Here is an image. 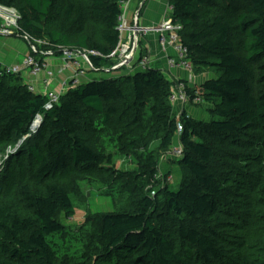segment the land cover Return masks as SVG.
I'll return each instance as SVG.
<instances>
[{"label": "trees", "instance_id": "1", "mask_svg": "<svg viewBox=\"0 0 264 264\" xmlns=\"http://www.w3.org/2000/svg\"><path fill=\"white\" fill-rule=\"evenodd\" d=\"M0 4L18 11L17 34L40 41L42 50L60 55L61 48L77 47L104 56H91L103 76L68 87L48 110L45 96L30 91L21 74L0 76V145L15 149L5 159L21 177L13 195L15 177L0 179V264H54L49 239L64 228L58 214L75 212V185L63 182L75 174L151 184L133 212L101 215L99 251L109 264H264V256L244 248L253 192L264 206V0H169L194 73L215 74L187 87L191 99L198 95L208 105V120L186 111L177 118L172 82L158 68L110 70L120 0ZM147 113L161 149L169 151L176 136L183 147L177 162L186 173L176 189L163 185L161 198L152 188L158 173L152 154L131 177L93 142L110 129L107 142L132 152ZM37 115L41 122L32 131Z\"/></svg>", "mask_w": 264, "mask_h": 264}, {"label": "rangeland", "instance_id": "2", "mask_svg": "<svg viewBox=\"0 0 264 264\" xmlns=\"http://www.w3.org/2000/svg\"><path fill=\"white\" fill-rule=\"evenodd\" d=\"M143 7L144 5L139 10V16L142 15ZM163 13L169 14L167 0ZM8 39L9 41H7ZM23 47H28L23 38L0 35V52L3 51L1 54L4 55L9 51L13 54L19 53L17 60L20 61L25 56L20 53V49ZM38 48L41 49L40 46ZM11 57L6 56L5 60L7 62L5 65L15 64L11 61ZM202 73L204 74L202 78H212L215 75L212 69H205ZM97 76H103V73H98ZM178 108L180 106H175V110ZM192 109L198 110L196 118L201 120L210 118V114L206 109L195 106ZM142 120L144 130L141 135H136L139 140L132 152H122L113 143L107 142L109 136L113 133L110 129L104 131L103 134H98L96 138H93V142L100 146L103 152H109L116 167L127 172V175L131 177L141 172L145 157L152 154L158 161L157 174L159 176L157 183L153 184L152 188L158 194L163 185L176 189L186 170L177 160L171 159L168 149H161L160 134L151 131L154 126L148 113L143 114ZM127 138L131 137L128 136ZM14 150L11 149V146L6 145L4 147V145H0V179L4 176L9 179L15 177V179L10 180L11 190L9 192L11 193L9 195H13L18 177L21 179L19 168L8 167V160L5 159L7 153ZM168 173L172 175V179L166 182L162 179V176ZM63 182L71 183L72 186L75 185L70 192L75 212L70 218H66L62 213L58 214V219L64 228L49 239L55 254L54 264H109L102 259L103 257L99 251L98 233L101 215L112 212H133L137 200L143 193L148 191L151 184H146L142 177L136 182L127 181V179L113 182L107 176L92 174L85 176L80 174L70 175ZM158 196L161 198L160 194ZM255 196V192H253L250 198L252 215L249 218L247 217V225L245 226L247 240L244 248L250 256L261 257L264 256V206L257 203ZM240 210L242 209L239 207L235 212L239 211L241 213Z\"/></svg>", "mask_w": 264, "mask_h": 264}, {"label": "built area", "instance_id": "3", "mask_svg": "<svg viewBox=\"0 0 264 264\" xmlns=\"http://www.w3.org/2000/svg\"><path fill=\"white\" fill-rule=\"evenodd\" d=\"M136 6L133 7L132 4ZM143 4V0H120L121 13L118 17L117 30L119 32V40L116 48L108 55L114 61L110 70L123 69L132 72L135 69H146L156 67L161 70L165 76L172 82L171 93L169 95L170 103L175 107L180 106L177 111V118L186 111L187 117L190 116L188 108L193 105L202 104L203 100L196 95L193 99L187 94V85L184 80L174 77H168L169 71L173 69H181L186 71L191 77L193 74V65L189 59L188 47L182 42L178 31L180 26L174 24L170 16H165L161 22L144 26L140 22L139 10ZM171 7L169 8V11ZM18 20L19 14L13 7H6L0 4V35L18 36ZM154 33L161 48H170L172 54L166 56L164 63H157L155 57L150 52L144 38L146 35ZM29 47L28 53L17 63L7 66L0 65V76L4 74H27L32 78H37L44 73L42 78L43 90L39 93L45 96L46 103L44 109L48 110L58 103L60 94L68 87L75 86L80 83V77L86 73H98L91 56L104 57L95 50L81 49L77 47L61 48V54L56 55L54 50L39 49L41 42H31L27 36H22ZM36 54V56L34 55ZM49 56H57L60 60V68L55 70L50 66L45 58ZM68 71L70 74L62 82L61 90H53V86L57 73ZM108 69H106V72ZM30 91L36 92L32 84H27ZM34 122L37 125L41 122V115H37ZM33 122V124H34ZM31 126L34 131L37 127ZM182 131L181 121L177 122V135ZM169 156L173 160H180L183 157V147L176 136L169 150ZM156 175V179L158 178ZM164 181L172 179L171 174L162 176Z\"/></svg>", "mask_w": 264, "mask_h": 264}, {"label": "crops", "instance_id": "4", "mask_svg": "<svg viewBox=\"0 0 264 264\" xmlns=\"http://www.w3.org/2000/svg\"><path fill=\"white\" fill-rule=\"evenodd\" d=\"M165 4H166V0H143V4L144 7L142 15L140 16V22L142 25L144 26H151L154 24H157L159 22L162 21V19L165 18V16H167V14H164V8H165ZM167 5L170 8L171 6L169 5V0H167ZM133 7H135V3L132 4ZM171 10L169 11L168 16H170ZM21 38V37H20ZM9 41V39L7 40ZM144 43L147 44L150 52L152 53V55L155 57V60L157 61V63H164V60L166 58V56L172 54V50L170 48H161V46L158 43L157 40V35L154 33L148 34L145 36L144 38ZM27 43V42H26ZM29 51V47H23L22 49H20V53L26 55ZM3 52V51H2ZM2 52H0V65L5 64L7 61L6 56H12L11 61L13 63H16L18 60L17 55L18 54H13L10 51L5 53L4 55L1 54ZM45 61L52 66L55 70H58L61 66L60 64V60L57 56H49L45 58ZM70 73L68 71H64L61 73H57L56 75V79L55 82L53 84V86L51 87L53 90H61V85L62 82L67 78V76ZM98 73H86L84 76L80 77V83L82 82H86L94 77H98L97 76ZM120 74L119 72H113L111 75H117ZM44 73L40 74L37 78H32L30 76H28L27 74L23 73L21 75V77L23 78V81L26 84H32L36 90V92H41L43 90V84H42V78H43ZM203 73L201 74H195L193 72V74H191V77H189V74L181 69H173L171 71H169L168 77H174V78H179L181 80H184L186 85L189 88H194L195 85H198L200 83H202L204 80L208 79V78H202L203 77ZM214 77V76H213ZM195 107L198 108H203L206 109L207 108V104H205L204 102L202 104L199 105H193ZM188 108V111L190 112V114L196 118L195 116L198 114V110L196 109H192V107ZM197 113V114H196Z\"/></svg>", "mask_w": 264, "mask_h": 264}, {"label": "bare ground", "instance_id": "5", "mask_svg": "<svg viewBox=\"0 0 264 264\" xmlns=\"http://www.w3.org/2000/svg\"><path fill=\"white\" fill-rule=\"evenodd\" d=\"M37 125V122H34L33 126H36Z\"/></svg>", "mask_w": 264, "mask_h": 264}, {"label": "water", "instance_id": "6", "mask_svg": "<svg viewBox=\"0 0 264 264\" xmlns=\"http://www.w3.org/2000/svg\"><path fill=\"white\" fill-rule=\"evenodd\" d=\"M38 125H39V124H38ZM38 125H37V126H38ZM37 126H36V127H37Z\"/></svg>", "mask_w": 264, "mask_h": 264}]
</instances>
